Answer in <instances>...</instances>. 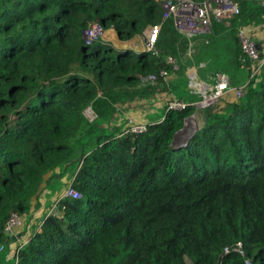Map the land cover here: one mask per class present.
Segmentation results:
<instances>
[{"label":"trees","instance_id":"16d2710c","mask_svg":"<svg viewBox=\"0 0 264 264\" xmlns=\"http://www.w3.org/2000/svg\"><path fill=\"white\" fill-rule=\"evenodd\" d=\"M238 2L230 26L214 22L212 32L230 33L233 65L249 81L237 31L263 26L264 6ZM162 20L154 0H0V232L55 182L64 189L68 179L82 195L59 196L18 261L5 250L0 264H264V68L237 102L205 108L200 130L177 149L199 101L187 91V70L202 63L191 42L172 21L158 54L84 40L99 23L123 43L144 42ZM169 59L184 77L175 95L192 105L166 106L145 133L115 124L119 108L156 92L150 76L163 84L161 72L175 73Z\"/></svg>","mask_w":264,"mask_h":264},{"label":"built area","instance_id":"2783aa9c","mask_svg":"<svg viewBox=\"0 0 264 264\" xmlns=\"http://www.w3.org/2000/svg\"><path fill=\"white\" fill-rule=\"evenodd\" d=\"M163 10V20L160 25L151 27L143 42L144 50L158 54L157 43L162 31L163 25L172 20L175 29L186 36L192 37L195 35L212 33L214 22H219L225 27L230 26L232 19L240 14V5L238 0H178L176 2L154 0ZM260 5L264 6V0H255ZM106 31L101 24L92 23L84 32V40L86 45L92 46L94 43L105 40ZM237 38L242 47L244 54L250 59L252 63L251 75L249 81L245 87L238 90V97L241 98L246 90L247 85L251 81H257L262 74L264 68V50H261L259 45L252 39L251 28L241 27L237 31ZM169 62L173 64L174 70H178L179 66L174 59H169ZM161 77L167 79L168 73L161 72ZM194 90L201 96L202 100L199 103H193L195 106H199L203 110L210 106L216 105L224 94L229 89L230 80L226 74H219L216 83H204L199 80L196 71L190 76ZM199 80V81H198ZM151 85L157 84L158 77L150 76L147 80ZM189 104L183 100L174 98L166 104L167 109L170 111H184ZM85 116L90 122L96 119V114L92 108H88L85 111ZM147 131L146 125H131L129 132L138 134L145 133ZM62 197H69L73 199H81L82 195L75 190L72 185L68 187ZM27 215L12 214L11 218L7 222L3 232H0V237H3L7 241L16 239L18 232L23 229L25 225V217ZM27 243V242H26ZM22 244L16 251L13 259L18 261L17 255L20 249L26 244ZM242 248L241 244L238 245ZM5 250L4 245L0 246V252ZM228 252V250H226ZM247 264H250L249 262Z\"/></svg>","mask_w":264,"mask_h":264},{"label":"rangeland","instance_id":"374dc122","mask_svg":"<svg viewBox=\"0 0 264 264\" xmlns=\"http://www.w3.org/2000/svg\"><path fill=\"white\" fill-rule=\"evenodd\" d=\"M172 21V20H170ZM173 22V21H172ZM174 24V23H173ZM175 27V26H174ZM107 34V33H106ZM181 34V33H180ZM108 35V34H107ZM105 36L104 42L114 44L110 42L111 38ZM182 36L186 37L187 40L191 42V48L193 49L194 55L192 61L198 63V59L201 60V64L198 68H190L186 72V77H189V82L187 86V91L192 95L194 98H198L199 101L194 103H199L201 101L200 95L194 90L193 84L191 82L190 76L194 73L195 70L199 69V78L203 81L207 79L209 75L212 73H226L230 78H234L236 80L234 86L231 84L229 85V89L224 94L223 98L216 104H221L222 107H226L227 104L231 102H237L239 100L238 97V90L245 87L247 84V72L245 70L236 69L233 65V51H232V40L230 39L229 32H225L220 35H214L212 33H205L200 35H195L192 37L186 36L181 34ZM107 37V38H106ZM136 42L138 44H142V38L136 37ZM223 39V40H222ZM222 40V46L219 44V41ZM216 42V43H215ZM211 43H215V46L212 47ZM219 44V45H218ZM115 45V44H114ZM128 45H123L122 48H126ZM130 50L134 53H140L143 51L140 47L130 46ZM197 53V54H196ZM201 54V55H200ZM179 67L181 66L180 63ZM186 67L189 66V63H184ZM182 70L174 71L175 73L169 75L167 79L164 81L163 84L157 83L155 87H157L156 92L140 101H137L133 104H129L127 106L121 107L118 109L117 114L114 117V123L117 125H123L124 127H130L131 125H145L148 123L149 120H155L159 116L162 115L163 110L166 107L168 101L178 98L175 95L176 86L180 83L183 78L180 75ZM206 78H204L203 76ZM199 79V80H200ZM198 80V81H199ZM209 82V81H206ZM205 83V82H204ZM210 84V83H209ZM175 86V87H174ZM197 99V100H198ZM196 117L199 125L203 122V109L199 106H196V112L193 114ZM192 127H195V123L192 122ZM71 181L66 179L64 181V189L62 186H59L58 183H54L53 187L55 188L58 185V190L53 192V187L50 186L48 188L49 191L44 189V193L42 194V199L47 197L48 203L46 204V208L50 211V213L56 206L57 200L59 196L67 190ZM62 189V191H61ZM42 199H37L40 203L43 201ZM37 202L34 201L33 207L36 208ZM37 209V208H36ZM124 257L119 261L122 262ZM187 264H192L191 261H187Z\"/></svg>","mask_w":264,"mask_h":264},{"label":"crops","instance_id":"0c3cea01","mask_svg":"<svg viewBox=\"0 0 264 264\" xmlns=\"http://www.w3.org/2000/svg\"><path fill=\"white\" fill-rule=\"evenodd\" d=\"M106 33L109 36L107 34L106 35L111 38L110 42L114 43L115 45L114 44H112V45H114L116 48L120 49L123 47V45H128L126 48H128L130 50V46L133 45L136 47H140L144 51L143 42H142V44L139 45L138 42L135 41L136 39H134L133 41L123 43L119 40V38L116 36V34L112 30L107 31ZM251 35H252V39L259 45L261 50H264V25L260 26V27L251 28ZM195 71L197 72V70H195ZM229 79H230V83H231V87H232V85H234V82H236V80L233 82L230 77H229ZM203 82H205V81H203ZM232 88L235 89V87H232ZM39 199H42V195L38 198V200ZM38 200H35L37 202V206H36L37 209L33 207L30 214L25 217V225H24L23 229H21L18 232L17 238L12 239L11 241H8L7 248L5 249L7 251V255H6V259H5L6 261L13 260L17 249L22 244L28 242V240L30 239L31 233L35 229H37L39 226H41V224L43 223V220L49 214L48 211H50V210H48L46 208V204L48 203L47 197L45 199H42L43 201L41 203Z\"/></svg>","mask_w":264,"mask_h":264},{"label":"water","instance_id":"95a60500","mask_svg":"<svg viewBox=\"0 0 264 264\" xmlns=\"http://www.w3.org/2000/svg\"><path fill=\"white\" fill-rule=\"evenodd\" d=\"M192 122L195 123V127H192ZM199 130L200 125L196 117L194 115L190 116L186 119L183 129L176 133L172 145L177 149L187 146Z\"/></svg>","mask_w":264,"mask_h":264}]
</instances>
